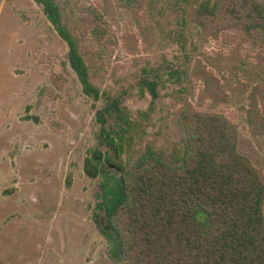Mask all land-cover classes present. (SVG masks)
I'll use <instances>...</instances> for the list:
<instances>
[{
  "label": "rangeland",
  "instance_id": "rangeland-1",
  "mask_svg": "<svg viewBox=\"0 0 264 264\" xmlns=\"http://www.w3.org/2000/svg\"><path fill=\"white\" fill-rule=\"evenodd\" d=\"M57 1L102 95L84 92L40 5L0 0V264H122L94 219L101 179L84 169L92 148H108L98 115L113 100L107 126L127 129L121 164L177 157L189 104L234 122L238 150L264 176L263 138L246 116L255 85L264 111L259 34L206 35L182 20L175 0ZM195 65L213 74L227 101L213 100ZM144 79L156 83V97Z\"/></svg>",
  "mask_w": 264,
  "mask_h": 264
},
{
  "label": "trees",
  "instance_id": "trees-1",
  "mask_svg": "<svg viewBox=\"0 0 264 264\" xmlns=\"http://www.w3.org/2000/svg\"><path fill=\"white\" fill-rule=\"evenodd\" d=\"M34 1L67 43L70 65L84 92L100 98L62 6L57 0ZM175 1L183 7L182 20L197 23L206 35L224 30L257 33L264 44V0ZM196 69L213 100L227 101L213 74L200 65ZM155 85L148 79L142 82L156 97ZM262 91L260 85L251 89L246 116L252 133L264 143ZM188 106L181 110L184 146L178 156L146 158L137 164L117 160L127 129L107 126L106 117L118 109L117 101L108 102L98 115L101 144L108 148H92L84 169L89 177L101 179L94 219L110 255L122 264H264V176L238 150L234 122L220 112Z\"/></svg>",
  "mask_w": 264,
  "mask_h": 264
}]
</instances>
